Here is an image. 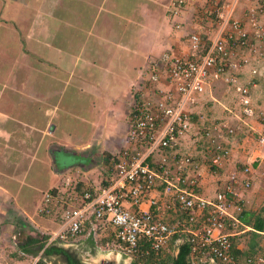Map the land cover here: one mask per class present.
Segmentation results:
<instances>
[{"label": "crops", "instance_id": "1", "mask_svg": "<svg viewBox=\"0 0 264 264\" xmlns=\"http://www.w3.org/2000/svg\"><path fill=\"white\" fill-rule=\"evenodd\" d=\"M169 1L0 0L3 264L15 259L13 245L25 235L49 234L59 225V218L40 216L36 209L41 193L61 185L65 174L72 172L78 179L74 189L78 196L83 189L99 193L113 181L114 159L126 146L147 67L165 51H186L191 32L204 33L210 2H230L189 0L186 9L173 17L167 10ZM252 80L256 84L253 96L260 95L264 80L257 76ZM219 86L210 94L218 100L224 97ZM256 108L243 132L229 141L230 161L217 173L204 166L200 188L203 195L212 197L229 172L250 166L254 173L251 188L243 194L244 210L262 211L264 217V204L257 202L259 184L264 181L259 178L264 147L242 146L239 139L244 131L252 130L258 137L264 129L259 114L264 106ZM182 151L201 160L200 149H194L188 138ZM84 242L81 237L77 244L64 247L79 252L77 247L85 249ZM236 249L243 250L244 244Z\"/></svg>", "mask_w": 264, "mask_h": 264}, {"label": "built area", "instance_id": "2", "mask_svg": "<svg viewBox=\"0 0 264 264\" xmlns=\"http://www.w3.org/2000/svg\"><path fill=\"white\" fill-rule=\"evenodd\" d=\"M188 3L170 0L167 10L178 17ZM206 15L204 33L191 32L186 51H165L147 67L126 146L114 159L113 181L99 193L86 190L78 196L74 189L79 181L68 172L61 185L41 193L36 213L60 219L49 243L103 238L110 225L115 236L106 249L130 261L171 254V240L186 239L193 261L264 264L261 254L242 258L233 250L234 238L247 228L241 220L243 194L252 186L253 169L229 172L212 197L200 188L204 166L210 173L222 169L231 158L230 139L256 114L252 79H264V0L212 1ZM215 85L234 92L239 115L211 122L202 117L191 141L200 149L197 161L182 145L190 140L198 110ZM259 114L264 121V112ZM257 143L264 147V129Z\"/></svg>", "mask_w": 264, "mask_h": 264}, {"label": "trees", "instance_id": "3", "mask_svg": "<svg viewBox=\"0 0 264 264\" xmlns=\"http://www.w3.org/2000/svg\"><path fill=\"white\" fill-rule=\"evenodd\" d=\"M257 78L264 80L259 76H257ZM85 191L86 189H83L80 193L83 194ZM241 220L243 225L245 227L248 226L250 229L245 230L244 228H241V233L234 238V252L241 255L242 258L255 256L257 254H261L264 258V245L261 246L263 238L262 233H264V217H262V211L254 214L243 210ZM114 236L115 229L108 225L106 227L105 237L99 239H92L91 237L85 238V242L82 243L81 246L85 249L91 248L93 249V252L97 248L106 249L107 243L114 240ZM78 238H69L64 243H49V234H41L32 231V234L25 235L23 240L18 241L13 245L15 253L12 256L18 260H36L35 264H46V260L50 258L61 259V264H83L78 252L72 250V248L64 247V245L67 244H77L75 243V240ZM240 243L244 244V249L238 251L236 250V247ZM169 246L171 254H151L133 260L129 264H205L198 260L193 261L191 259L190 245L186 239H183L177 244H175V239H172ZM123 257L126 258L125 256Z\"/></svg>", "mask_w": 264, "mask_h": 264}, {"label": "rangeland", "instance_id": "4", "mask_svg": "<svg viewBox=\"0 0 264 264\" xmlns=\"http://www.w3.org/2000/svg\"><path fill=\"white\" fill-rule=\"evenodd\" d=\"M219 91L221 92L222 95H224L223 99L218 100L216 97L212 96H207L205 99V102L203 105L199 108V118L197 117L196 119V125L194 126L193 130L191 131L190 135V141H193L196 139L195 134L199 133L200 131V126L199 123H201V119L207 118L208 121H223L226 119L229 120H234L235 115H239L238 111V105L236 101V96L234 95L233 91L230 89H227L226 87L221 85L219 86ZM264 94V88L263 91L260 95L253 96V103L254 101L256 102L257 105H263L264 106V97L261 96ZM254 103L255 109H257ZM198 116V115H197ZM255 119V118H254ZM254 121V120H253ZM254 125V124H253ZM255 132L251 130L249 131H244V136L239 138L240 139V145H244L246 147H260V145L257 143V137L255 136ZM256 138V140H255ZM261 179H264V175L261 174L259 177ZM260 191L258 193V204H264V181L262 185L259 184ZM74 248V247H73ZM79 252V257L83 264H129L131 261L128 258H124L123 255L120 253L114 251V250H109L105 248H97L94 250L93 249H79L77 247ZM14 253V248L11 250ZM9 259V261L6 262V264H35L36 260H26L24 263H19L18 259ZM61 259L58 258H50L46 260V264H61ZM0 264H3L0 260Z\"/></svg>", "mask_w": 264, "mask_h": 264}]
</instances>
